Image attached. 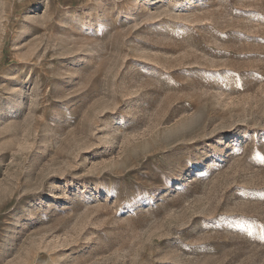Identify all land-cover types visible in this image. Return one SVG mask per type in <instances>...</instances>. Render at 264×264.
<instances>
[{
    "label": "rangeland",
    "instance_id": "1",
    "mask_svg": "<svg viewBox=\"0 0 264 264\" xmlns=\"http://www.w3.org/2000/svg\"><path fill=\"white\" fill-rule=\"evenodd\" d=\"M0 264H264V0H0Z\"/></svg>",
    "mask_w": 264,
    "mask_h": 264
}]
</instances>
